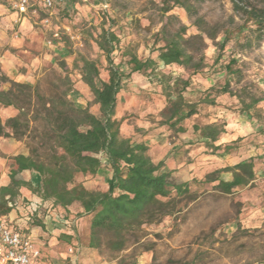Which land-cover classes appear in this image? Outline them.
<instances>
[{
    "label": "rangeland",
    "instance_id": "rangeland-1",
    "mask_svg": "<svg viewBox=\"0 0 264 264\" xmlns=\"http://www.w3.org/2000/svg\"><path fill=\"white\" fill-rule=\"evenodd\" d=\"M186 2L191 5L189 11L173 4L172 0H68L51 18V28H57L60 40L53 39L50 31L39 23L35 25L55 47L49 48L46 63L37 66L33 85L44 98L66 90L67 98L75 106H88L94 115L102 118L89 88L81 79V66L82 59L93 61L99 70L98 79L107 80L109 64L96 43L104 29L115 32L120 40L111 58L113 64L125 72L128 71L127 51L142 60H156L158 47L176 33L184 38L200 36L202 41L191 39L187 45L189 52L203 56L204 67L198 73L175 65L158 64L156 69L157 74L189 76L191 82L186 96L192 99L211 84L222 85L225 67L234 60L232 68L239 69L241 74L230 77V89L246 101L247 92L262 97L253 109L244 112L252 130H246L243 141L229 154L213 155L202 146L186 152L183 160L186 164L194 162L192 169L204 178L206 172H211L208 170L252 157L255 159L254 180L246 186L235 187L228 194L212 189L210 184L198 189L192 187L193 195L182 200L180 211L163 217L159 223L144 225L140 240L118 256L127 261L135 260L136 264H264V32L257 31L245 14L234 7L235 3L261 7L263 0ZM150 78L132 73L122 81L116 111L126 134L131 135L132 130H153L155 127L151 124L159 120L164 101L158 80L154 75ZM222 97L224 106L238 105L236 97ZM199 112L194 121L199 124L210 121L208 113H202V107ZM186 122L190 123V119ZM29 126L36 130V138L21 141L25 146L27 142L37 146L43 137L44 124L37 120L31 121ZM173 136L170 134V139ZM46 150L43 147L39 152L44 154ZM102 162L96 174L78 173L73 183L106 190L111 169L104 158ZM220 175L229 178L231 173L221 172ZM22 176L33 186L40 185L37 173L25 171ZM172 180L179 182L174 176ZM84 220L82 227H89L88 217ZM93 251L102 261L111 260V253L105 248Z\"/></svg>",
    "mask_w": 264,
    "mask_h": 264
},
{
    "label": "trees",
    "instance_id": "trees-1",
    "mask_svg": "<svg viewBox=\"0 0 264 264\" xmlns=\"http://www.w3.org/2000/svg\"><path fill=\"white\" fill-rule=\"evenodd\" d=\"M172 1L188 11L191 9L186 0ZM234 7L245 14L257 31L264 32V0L261 7L247 3H235ZM195 38L202 41L198 35L184 38L176 33L158 47L156 60H142L134 52L127 51L128 71L125 72L113 64L111 58L120 41L117 34L102 30L96 43L109 64L107 80L98 79L99 70L93 61L82 59L81 66V79L89 88L92 101L98 106L102 118L94 115L88 106H75L67 98L66 90L44 98L36 86L9 79L0 67V105L13 106L18 110L15 116L3 122L0 119V136L18 141L26 138L33 140L37 135L35 129H30V122L41 120L44 124L43 137L37 146L27 142L28 154H17L11 158L15 168L10 169V182L0 186V216L7 215L14 208L21 188L63 208L77 202L82 208L79 215L88 217L89 222L85 245L95 250L105 248L111 253V260H117L118 264H136L135 260L121 259L118 254L140 240L144 225L159 223L163 217L173 216L180 211L182 200L192 197V187L198 189L213 182L212 189L228 194L235 187L251 184L255 178V159L252 157L215 169L207 173L203 181L193 179L176 183L172 180L171 172L162 169V161L155 163L152 160L146 144L132 142L121 134L122 118L115 117L117 94L123 79L132 73H139L148 79L152 75L156 77L164 101L157 124L167 127L170 134L175 136L186 131L184 123L188 119L200 115V107L216 106L220 96L236 97L238 105H233L231 109L239 113H248L262 99L247 92L246 101L230 89V77L241 74L239 69L232 68L234 60H230L225 67L222 85L211 84L194 99L186 96L191 82L189 76L172 77L170 74L156 73L159 65H175L192 73L203 69V56H196V53L187 50L188 43ZM6 82L10 86L4 90L1 85ZM225 124L223 119L204 124L196 120L192 128L209 153L229 154L237 149L241 138L216 144L219 135L225 132ZM43 147L47 148L44 154L39 152ZM102 158L111 169L106 190L89 189L81 183H73L78 173L96 174L103 166ZM24 170L37 173L40 185L33 186L30 181L17 178V174ZM221 172H230L231 178H219ZM33 222L41 225L38 220ZM61 237L65 242L73 238L66 233Z\"/></svg>",
    "mask_w": 264,
    "mask_h": 264
},
{
    "label": "crops",
    "instance_id": "crops-1",
    "mask_svg": "<svg viewBox=\"0 0 264 264\" xmlns=\"http://www.w3.org/2000/svg\"><path fill=\"white\" fill-rule=\"evenodd\" d=\"M37 24L38 22L35 20L11 10L5 0H0V67L11 80L33 85V74L38 68L37 66L46 63L49 48L55 47L51 40H47L40 33L39 27L35 26ZM9 86L10 84L6 82L1 85V88L6 90ZM224 101V98L220 96L216 106L202 108V113L209 115V123L222 119L226 122L225 132L219 135L215 143H230L238 138H241L242 142L244 133L246 130H252V127L244 118V112L239 113L229 106H224ZM17 113L18 110L13 106L0 105L2 122ZM115 117L121 118L117 116V111ZM196 117L198 115L190 118V123H184L185 132L179 133L171 139L167 127L155 123L151 124L155 129L132 130V136V134L124 132L122 121L120 131L132 142L146 144L152 160L155 163L162 161V169L170 171L171 176L176 177L178 183L189 182L193 179L199 182L204 178L192 169L195 167L194 162L186 164V161L183 160L186 152L189 153L204 146L201 138L194 133L192 128ZM17 154H28L24 143L0 136V186H5L10 182V169L15 168L11 158ZM25 171L27 170L19 172L17 178L28 181L22 176ZM208 171L212 172V169ZM219 178L229 180L231 176L228 178L219 175ZM206 184L212 185L213 182ZM33 203H37L36 207ZM80 212H82V208L77 202L63 208L54 205L51 200H42L29 190L21 188L14 208L0 218H5L12 227L29 234L35 241L36 246L40 249L41 257L33 264H118L117 260L102 261L96 256L93 249L85 245L89 227H82L83 221L87 217L79 215ZM32 215H34L33 218ZM34 220H38L41 225H36ZM63 233L71 234L72 240L65 242L61 237Z\"/></svg>",
    "mask_w": 264,
    "mask_h": 264
},
{
    "label": "built area",
    "instance_id": "built-area-1",
    "mask_svg": "<svg viewBox=\"0 0 264 264\" xmlns=\"http://www.w3.org/2000/svg\"><path fill=\"white\" fill-rule=\"evenodd\" d=\"M67 1L5 0L11 10L35 20L56 40H60V33L57 28H51V18ZM40 257V249L29 234L15 229L5 218H0V264H33Z\"/></svg>",
    "mask_w": 264,
    "mask_h": 264
}]
</instances>
